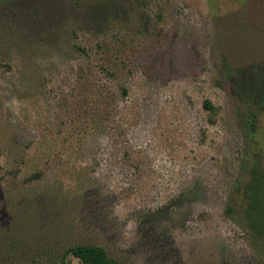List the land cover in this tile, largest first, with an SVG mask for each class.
<instances>
[{
	"label": "rangeland",
	"instance_id": "obj_1",
	"mask_svg": "<svg viewBox=\"0 0 264 264\" xmlns=\"http://www.w3.org/2000/svg\"><path fill=\"white\" fill-rule=\"evenodd\" d=\"M262 68L264 0H0V263L264 264Z\"/></svg>",
	"mask_w": 264,
	"mask_h": 264
},
{
	"label": "trees",
	"instance_id": "obj_2",
	"mask_svg": "<svg viewBox=\"0 0 264 264\" xmlns=\"http://www.w3.org/2000/svg\"><path fill=\"white\" fill-rule=\"evenodd\" d=\"M242 84V89L246 91L248 90V92L253 95L252 98H255L258 95L261 96V100L259 102L260 105L258 108L264 111V68H262L258 73L254 70V76L250 75L249 81L243 80ZM252 101L253 100L251 99L248 102V125H250L252 128L250 130L251 134L255 132L256 123L258 120L257 112H259H256L257 108L255 107V102L251 103ZM206 105L209 109H211L209 102H206ZM252 200L254 205L258 204V198L253 197ZM70 253L79 259L81 264H119L117 261L109 258L103 248L97 246H77L72 248Z\"/></svg>",
	"mask_w": 264,
	"mask_h": 264
}]
</instances>
